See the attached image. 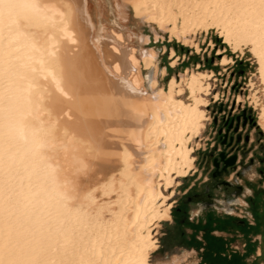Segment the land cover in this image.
I'll return each instance as SVG.
<instances>
[{
    "label": "bare ground",
    "instance_id": "1",
    "mask_svg": "<svg viewBox=\"0 0 264 264\" xmlns=\"http://www.w3.org/2000/svg\"><path fill=\"white\" fill-rule=\"evenodd\" d=\"M126 1L156 39L200 54L197 34L215 28L233 52L248 48L264 130V0ZM92 30L87 0H0V264H151L175 188L196 171L214 71L198 64L162 86L149 36L133 47L112 29L92 43ZM169 58L175 68L174 48Z\"/></svg>",
    "mask_w": 264,
    "mask_h": 264
},
{
    "label": "rangeland",
    "instance_id": "2",
    "mask_svg": "<svg viewBox=\"0 0 264 264\" xmlns=\"http://www.w3.org/2000/svg\"><path fill=\"white\" fill-rule=\"evenodd\" d=\"M125 2L127 3L126 0H87V12L94 26L92 43L97 35L101 36L103 42L108 43L103 37L108 36L112 29H117L127 37L131 35V46L140 47L137 37L146 34L150 40L143 47L157 49V62L159 66L165 67L168 71L165 78H159L162 86H165L166 82L169 84L171 75H178L185 71V68L195 69L198 64L201 70H213L217 77V81H210L214 86L212 93L208 96L204 95L208 101L204 109L209 120L205 121L206 127L202 129L200 137L195 139V141L200 139V145L194 153L196 171L182 179L181 185L175 188V196L170 201L178 202H174L173 206L181 205L182 196L204 189L213 164L211 155L218 156L221 152H225L228 156L233 152L237 153L238 160L241 157H245V160L250 156L255 158L257 162L254 172L243 177L241 183L252 187L253 191L258 189L262 181L257 170L261 168L259 159L264 155V149L261 147L264 146V130L259 124L258 110L249 99L254 87L258 90L257 95L261 97V87L256 77L258 65L249 49L246 48L243 53L233 52L223 42L215 28L211 29L208 34L202 31L197 34V42L203 49L200 54L195 52V48L184 45L177 39L170 40L168 32L164 35L160 34L156 39L153 27L141 23L134 16L131 8L123 7L120 10L118 5L125 4ZM211 41L214 43L213 47L209 46ZM108 47H110L109 44ZM100 48L103 49L102 43ZM171 48H174L179 56L175 68L170 65L169 50ZM219 49H225L223 54L217 53ZM223 55L233 59V62L226 67V71L218 64ZM254 83L255 85H252ZM218 93L219 99H215L214 95ZM187 96L186 90L184 97L187 98ZM239 97L241 101L238 100ZM243 110L247 115H251L253 123L249 121L244 125L243 119L238 123V117L242 116ZM239 135H241L240 142L237 141ZM246 136L250 137L248 143L245 142ZM209 161L212 162L211 165H208ZM232 177L233 173L228 176L229 179ZM213 195L222 198L223 192L214 191ZM243 199L242 205L247 204L245 201L249 203V198ZM173 206L172 219L162 222L161 226L155 230L159 247L151 254V264L159 262L167 264L172 261L174 255L181 256V253H188L181 260V264L186 260L195 261V264H264V195L263 198L258 199L257 209L253 210L256 221L249 217L251 222H257V224H250L244 230H240L232 222L237 215H226L220 211L214 222L209 221L205 224L202 221L206 218L197 216L198 210L195 204L187 205L181 213H175ZM238 208L236 212L238 215L245 214L246 209H250V207L245 209L242 206ZM183 214L188 216L185 224L180 223ZM204 226H209L210 231L221 234V239L213 245V250L207 253L203 251L204 243L207 241L203 238ZM256 235H260L258 241H255ZM256 247L262 249L261 256L255 254Z\"/></svg>",
    "mask_w": 264,
    "mask_h": 264
},
{
    "label": "flooded vegetation",
    "instance_id": "3",
    "mask_svg": "<svg viewBox=\"0 0 264 264\" xmlns=\"http://www.w3.org/2000/svg\"><path fill=\"white\" fill-rule=\"evenodd\" d=\"M243 119L244 125L247 124V122H252L251 115H247L245 110L242 112V116L238 117V123L241 122ZM253 123V122H252ZM231 139V138H230ZM250 137L246 136L245 142L248 143ZM232 138V143H233ZM237 141H241V135L238 136ZM231 143V145H232ZM264 149V146H261ZM213 164L211 161H209L208 165L212 164V168L209 172V180L204 185V189L199 192H193L188 193L181 197L179 206H173L175 213H181L183 208L187 205L193 203L197 206V216H200L204 219L202 223H207L209 221L214 222L216 218H218L217 214L220 211H223L226 215H237L236 218L232 219V222L240 228V230H244L245 228L249 227L250 224H257V222H251L249 217L254 218L253 210L257 209L258 206V199L263 198L264 195V155L260 157L259 163L261 164V168H258L257 172L259 177L261 178V185L258 189L255 191L252 190V187L248 185H243L241 183V180L243 177L247 176L248 174L254 172L255 165H256V159L250 156L247 160H245V157H241L238 160V154L232 153L231 155H227L225 152H221L218 156H212ZM238 161V164H237ZM233 173V177L231 179L228 178V176ZM214 191H221L223 192L222 198H217L213 195ZM205 200H200L199 197L205 196ZM232 197L236 200L232 204V208L230 210H227L223 206V202H225L228 197ZM249 198V203L245 201L247 204L242 205V201ZM175 202V200H174ZM176 201L175 203H177ZM242 206L245 209L247 207H250V209H246L245 214L238 215L236 212H238V207ZM173 212V211H172ZM171 212V213H172ZM188 216L186 214H183L182 218L180 219L181 224H185L187 222ZM256 221V219H255ZM215 225V224H214ZM219 230V229H218ZM260 235H256L255 241L259 240ZM203 238L205 241L203 251L204 253L210 252L213 250V245L216 243V241H219L221 239V236L214 231H210L209 226L203 227ZM247 244H245L246 246ZM259 249L260 254L258 256L262 255V249L260 247L255 248V252ZM216 254V253H213ZM181 255H183L181 253ZM183 264H195V261H185Z\"/></svg>",
    "mask_w": 264,
    "mask_h": 264
},
{
    "label": "crops",
    "instance_id": "4",
    "mask_svg": "<svg viewBox=\"0 0 264 264\" xmlns=\"http://www.w3.org/2000/svg\"><path fill=\"white\" fill-rule=\"evenodd\" d=\"M219 233V232H218ZM219 235H221V234H219ZM242 254V253H241ZM256 255H259L260 254V251H259V249H257V251H256V253H255Z\"/></svg>",
    "mask_w": 264,
    "mask_h": 264
}]
</instances>
